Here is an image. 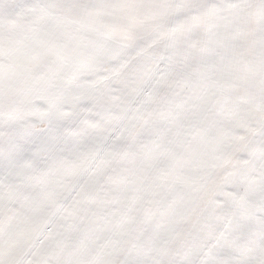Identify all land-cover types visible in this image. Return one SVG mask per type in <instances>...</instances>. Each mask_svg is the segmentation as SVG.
I'll return each mask as SVG.
<instances>
[{"label":"snow or ice","instance_id":"obj_1","mask_svg":"<svg viewBox=\"0 0 264 264\" xmlns=\"http://www.w3.org/2000/svg\"><path fill=\"white\" fill-rule=\"evenodd\" d=\"M0 264H264V0H0Z\"/></svg>","mask_w":264,"mask_h":264}]
</instances>
